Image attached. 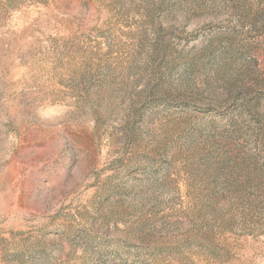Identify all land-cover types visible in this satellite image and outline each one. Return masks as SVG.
<instances>
[{"label":"rangeland","instance_id":"rangeland-1","mask_svg":"<svg viewBox=\"0 0 264 264\" xmlns=\"http://www.w3.org/2000/svg\"><path fill=\"white\" fill-rule=\"evenodd\" d=\"M0 264H264V0H0Z\"/></svg>","mask_w":264,"mask_h":264}]
</instances>
